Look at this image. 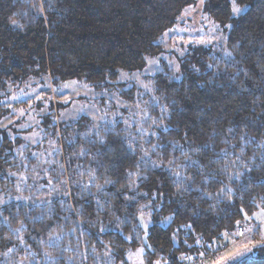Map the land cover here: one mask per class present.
I'll return each instance as SVG.
<instances>
[{"label":"trees","instance_id":"1","mask_svg":"<svg viewBox=\"0 0 264 264\" xmlns=\"http://www.w3.org/2000/svg\"><path fill=\"white\" fill-rule=\"evenodd\" d=\"M194 2L0 0V102L27 78L101 87L119 71L142 70L160 54L162 33ZM234 3L246 10L233 16V0L202 3L212 22L231 25L224 47L190 46L178 75L162 64L146 77L154 133L138 138L154 136L146 159L148 148L129 141L135 128L120 120L97 133L86 116L60 124L61 158L58 150L56 162L32 160L34 168L24 171L32 188L57 189L52 199L0 204V264H125L138 247L145 264H182L226 243L245 214L264 208V0ZM14 146L0 141L3 188L13 178L6 172L24 164L13 157ZM147 204L146 236L139 216ZM168 217L166 227L160 224ZM245 264H264V249Z\"/></svg>","mask_w":264,"mask_h":264},{"label":"rangeland","instance_id":"2","mask_svg":"<svg viewBox=\"0 0 264 264\" xmlns=\"http://www.w3.org/2000/svg\"><path fill=\"white\" fill-rule=\"evenodd\" d=\"M202 3L203 0H195L193 5L187 6L180 12L172 27L165 30L157 40L158 44L161 45L160 54L148 58L145 67L140 71L129 73L119 71L116 81H107L101 87H93L79 80L54 84L48 76H38L20 81L16 92L0 102V141L9 140L13 145L16 144L17 146L11 150L12 155L15 159L20 158L24 164H21L18 173L10 170L6 172L7 175L9 173L15 175H8L13 177V180H10L11 184L8 183L7 187L0 186V201L43 205L52 199L54 194L46 189V186L40 185L32 188L25 184L30 177L27 175L29 173L27 171L28 165L33 164L32 160H36L41 166L45 163L56 162L54 155H56L55 150L57 149L61 158L63 140L60 137V124L70 121L73 123L74 119L79 117H88L95 133L99 128L114 125L119 120L124 123V128L129 131L135 128L134 131H131L134 135L128 133L129 137L132 136L129 141L139 143L140 148H148L143 155L146 159L154 139V136H151L149 140L147 138L138 140L142 134L140 129H143V134L147 136L153 134V126L151 125L153 119L149 118V111H147V106L152 101L150 100L152 99V88L146 77L162 70L163 65L167 66L173 74L178 75L179 57L183 56L190 46H225L229 25L223 27L207 18ZM232 15L236 16L233 11ZM121 73H125L126 77L121 78ZM58 89L59 91H57ZM126 94L131 95L130 102L122 98V95ZM65 101L68 102L65 103ZM16 103L20 104L16 105ZM146 121L148 122L147 125ZM52 125L55 126L56 136L53 135ZM146 142L148 144L145 146ZM64 165L65 162L62 164L63 171ZM11 166L12 164L6 168ZM33 168L34 164L30 167V171ZM45 176H47L46 173L38 178L42 179ZM138 176L136 175L135 178ZM32 177L36 179L37 176L32 174ZM88 180H92V176ZM64 182L68 189V175L65 171ZM17 197L24 199H17ZM147 206L148 204L140 208V225L142 214L145 222L151 218L152 211ZM247 217L246 219L245 215L243 216L242 223H239L233 232L226 233L228 235L226 243L216 246L210 253L184 260L182 264H217V262L226 264L230 256L243 255L246 246L250 248L253 243H260L264 240V208L257 209L248 214ZM166 220L167 218L162 221ZM161 222L160 224H162ZM141 227L145 232V228L142 225ZM241 232L243 235H239ZM141 249L143 248L138 247L136 250L128 251L123 257L124 263L145 264L144 250L141 252ZM206 256L211 260L204 262ZM6 260L3 259L4 262ZM9 262L8 259L5 263L9 264ZM152 264L160 263L154 262Z\"/></svg>","mask_w":264,"mask_h":264},{"label":"snow or ice","instance_id":"3","mask_svg":"<svg viewBox=\"0 0 264 264\" xmlns=\"http://www.w3.org/2000/svg\"><path fill=\"white\" fill-rule=\"evenodd\" d=\"M233 13L234 15H237V14H242L246 9H241L239 7H236L235 6V3H234V0H233ZM229 28H231V25L228 26ZM151 62V61H150ZM178 70V68H177ZM126 77V74L125 73H121V78H125ZM75 83V82H73ZM65 87H67V85H65ZM147 87V86H145ZM59 91V89L57 90ZM39 99V97H37ZM68 101H65V103H67ZM103 119V118H102ZM125 123H127V121H125ZM141 133H143V129H140ZM154 134V133H153ZM101 143H103V139L101 138ZM69 143H71V141H69ZM156 147H159V145H154L153 146V150H155ZM129 148L131 150V145H129ZM55 151H58L55 150ZM85 153L82 151L80 153V155H84ZM34 156L36 155L35 153L33 154ZM172 162L170 161L169 164H171ZM153 167L156 168V167H160V165H157V164H153ZM167 171L169 172V175H173V172H172V169L169 167L167 169ZM175 176L177 177V183L180 182L181 180V177H180V173L179 172H176L174 173ZM8 175L12 176V175H15L14 173H9ZM238 178V177H237ZM51 180H49V185H51ZM57 189L55 188H50V191H56ZM229 192H231V189L228 190ZM65 195H67V193H65ZM17 199H24L22 197H17ZM8 201L7 200H3V201H0V204H6ZM150 215V214H149ZM245 218L247 219V215L245 214ZM173 219V217H168L166 221H162L161 223L165 225V227L167 226L168 223L171 222V220ZM141 225L145 228L146 230V236H147V228L149 227V225H151L152 221L149 219L147 222H145L144 218H143V214L141 215ZM239 223V222H238ZM189 228L191 227L190 225L188 226ZM101 231H106V229H101ZM239 235H243V232L239 233ZM222 236H225L226 237V234H222ZM58 239V238H57ZM199 243V241H197ZM49 243L51 244H55V241L54 240H50ZM257 249H264V240H262L260 243H253L252 246L249 248L246 246V251L243 255H233V256H230L226 262V264H245V262L250 258V255H254L255 254V250ZM11 251V249H10ZM143 251V249H141V252ZM217 264H219V262H217Z\"/></svg>","mask_w":264,"mask_h":264},{"label":"built area","instance_id":"4","mask_svg":"<svg viewBox=\"0 0 264 264\" xmlns=\"http://www.w3.org/2000/svg\"><path fill=\"white\" fill-rule=\"evenodd\" d=\"M210 260H211V258H209V257H207V256H206V257L204 258V260H203V261H204V262H205V261H207V262H208V261H210Z\"/></svg>","mask_w":264,"mask_h":264}]
</instances>
